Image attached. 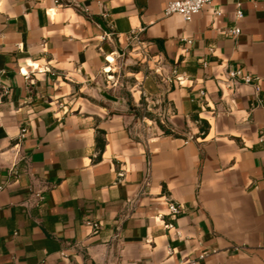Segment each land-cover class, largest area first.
<instances>
[{
	"label": "crops",
	"instance_id": "1",
	"mask_svg": "<svg viewBox=\"0 0 264 264\" xmlns=\"http://www.w3.org/2000/svg\"><path fill=\"white\" fill-rule=\"evenodd\" d=\"M171 1L0 0V264H264V0Z\"/></svg>",
	"mask_w": 264,
	"mask_h": 264
},
{
	"label": "built area",
	"instance_id": "2",
	"mask_svg": "<svg viewBox=\"0 0 264 264\" xmlns=\"http://www.w3.org/2000/svg\"><path fill=\"white\" fill-rule=\"evenodd\" d=\"M213 2V0H172L171 2L168 3V5L165 8V15L166 16H170L173 14H179L181 16H183V18L186 21H192L193 18L199 14L200 12H202L208 5H210ZM218 15H220V12H217ZM237 17L238 18H242L243 17V13L241 10H238L237 12ZM240 30L239 29H235L232 30L231 33L233 34H240ZM188 43H191L190 41H187ZM40 72H44L45 70H41L39 69ZM230 77L231 78H237V77H241V80L245 83H249V84H254L255 80L251 77V76H245L242 74V71L237 69V70H232L230 71ZM181 83L182 81L179 80ZM257 91L260 90V88L258 86H256ZM24 137V134L23 136ZM170 211L173 214H179L181 212L179 206L175 205V204H171L169 206ZM88 225L90 227H93L95 229L99 228V225L94 223H88ZM171 229L173 228V226H170ZM204 256H201V258H203Z\"/></svg>",
	"mask_w": 264,
	"mask_h": 264
},
{
	"label": "rangeland",
	"instance_id": "3",
	"mask_svg": "<svg viewBox=\"0 0 264 264\" xmlns=\"http://www.w3.org/2000/svg\"><path fill=\"white\" fill-rule=\"evenodd\" d=\"M140 67L135 65H131V66H123L120 71H119V75L115 78L110 80V85L113 87V90H115V93H119L120 95L123 92H128L127 88L128 86L132 85L133 83L136 82V80L134 79V77H128L127 71L130 69H135L138 70Z\"/></svg>",
	"mask_w": 264,
	"mask_h": 264
},
{
	"label": "water",
	"instance_id": "4",
	"mask_svg": "<svg viewBox=\"0 0 264 264\" xmlns=\"http://www.w3.org/2000/svg\"><path fill=\"white\" fill-rule=\"evenodd\" d=\"M95 20L97 21V23L101 26V28H103L107 33H110L109 30L106 28L104 22L100 19V18H95ZM118 53L120 55H123V51L121 50V48H117ZM100 96L107 100V101H111V102H119V103H123L122 99H119L118 97L114 96L113 94L109 93L106 90L100 89Z\"/></svg>",
	"mask_w": 264,
	"mask_h": 264
}]
</instances>
